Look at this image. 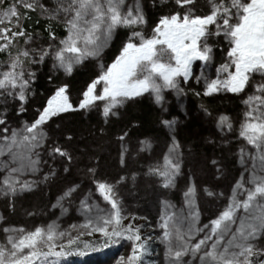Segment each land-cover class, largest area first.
Instances as JSON below:
<instances>
[{
	"label": "snow or ice",
	"instance_id": "1",
	"mask_svg": "<svg viewBox=\"0 0 264 264\" xmlns=\"http://www.w3.org/2000/svg\"><path fill=\"white\" fill-rule=\"evenodd\" d=\"M173 3L174 7L159 17L149 35L141 0L132 3L52 0L51 6L46 0H0V54L6 55L0 61L3 64L0 100L4 105L0 110V196L8 198L14 209L18 197L57 176V170L50 167L42 178H33L47 164L43 159L45 150L53 161L59 158L63 162L65 173L70 171L74 162L72 153L59 143H48L47 125L61 114L90 111L101 102L107 123L110 117L120 114L119 108L135 103L145 93L166 113L165 90L177 96L185 95L181 82L187 85L193 78L197 84L203 82L202 91L188 89L197 97L221 92L243 94L252 86L253 92L242 101L245 110L238 132L246 142L238 149L237 161L244 171L232 185L227 202L207 223H201L199 193L203 191L209 197H223L224 193H215L207 186L199 188L190 168L180 206L160 197L161 215L157 220L160 235L155 238L164 244L166 264H264V0H207L206 12L199 7V0H173ZM30 13H38L48 21L46 44H38V31L24 27L31 19ZM53 22L63 24L66 30L63 38L57 37ZM36 23L39 24V19ZM119 29H127L128 35L118 53L106 64L103 53ZM221 38L228 45L224 62L216 66L215 76L209 77L206 70L215 61ZM21 39L23 46L18 45ZM48 58L52 60L53 70L62 71L66 77L89 60L96 62L98 72L83 89L78 104L70 97V85L61 82L32 121L11 125L9 99L19 104L17 115L25 112L31 82L36 78L29 69ZM194 62H200L198 75ZM256 74L261 80L253 84ZM52 79L50 75L49 82ZM199 107L211 115L204 103ZM159 123L168 129L165 148L143 174L154 178L161 190L168 191L175 189L177 180L185 175V152L175 134L177 118H161ZM216 127L230 132L234 125L229 116L221 113L216 118ZM128 135L125 130L116 136L122 169L127 167ZM67 139H72L71 134ZM138 144L140 152L153 150V141L148 137L140 139ZM94 159L97 158L89 157L90 162ZM210 163L217 173L221 172L217 160ZM85 172L92 177L95 192L106 206L101 207L86 193L77 208L83 216L79 225H70L66 230H61L56 222L33 230L5 226L0 264H61L62 258L69 255L83 256L125 240L130 242V252L121 256L117 264H146L152 237L143 234L144 224L135 223L136 213L127 211L119 192V186L130 180L135 186L140 174L125 173L110 182L96 178V166H86ZM79 187L72 183L63 189L52 208L59 207L62 213H67L64 202L70 203ZM140 219L147 221V217ZM85 236L92 239H83Z\"/></svg>",
	"mask_w": 264,
	"mask_h": 264
},
{
	"label": "trees",
	"instance_id": "2",
	"mask_svg": "<svg viewBox=\"0 0 264 264\" xmlns=\"http://www.w3.org/2000/svg\"><path fill=\"white\" fill-rule=\"evenodd\" d=\"M199 1L201 3L204 1L207 2V0ZM8 2H11V0H8ZM144 3V11L148 18L147 26L149 27H153L161 15L168 13L169 7H171V9L174 7L173 0H145ZM30 16L31 19L25 22L24 27L29 31H38L40 33L38 44H46L49 39L48 32L45 30L48 21L40 17L38 13H30ZM37 19H39V24L36 23ZM53 28L58 38H63L66 35V30L61 23L53 22ZM124 35H128L127 29L118 33L115 43H112L109 46L106 59H108V56L110 55L115 56V51L119 45V37ZM18 45L23 46L22 39L18 40ZM5 58V54H0V61H3ZM2 65L3 64L0 63V68H2ZM51 67L52 61H49L48 59L44 63H37L31 66L29 70L35 72L36 78L31 82V94L25 105L26 110L17 115L16 109L19 107V104L9 99L7 103L9 118L15 121H19L20 119L23 121H32L38 115L37 110L43 107L47 98L55 90L57 84L66 82L70 85V91L75 92V90L78 91L83 86L87 85L93 74L92 68L81 67L77 68L71 76L66 77L61 71H52ZM50 75L53 77L51 82L48 80ZM184 86L186 89L185 95H165L164 107L168 110L166 113H162L161 108L157 106L152 99L142 96L137 98L135 103H128L119 108L118 111L120 114L118 116L110 117L107 123H105L103 115L101 114L103 118L100 116V111L97 110L75 111L70 114H61L59 118H55L54 121H57L61 127L59 129H54L53 135L61 140L58 142L59 144L63 145L72 153L74 157L72 169L65 173L64 171H61V168H63L62 166L57 167L59 171L56 169L58 176L56 179H52L53 181L50 180V182L48 181L46 184H41L36 190L18 197L14 201V209L10 206L12 202L4 197L0 204V213L3 217V219L0 220V225H5V216V218H10L22 223L32 222L48 215H51L50 219L57 222L64 219V213H62L61 216H58L60 215V208L59 210L58 208H52V204L56 202V198L61 195L56 194L60 185L62 186L65 184L68 187L72 183L78 184L80 187L74 195L80 194L85 196V193H87L90 194L92 200H94L93 197L96 193L95 186L92 182V177L85 172L86 166L97 167L96 178L103 177L102 179L114 181L119 175L125 173L130 174L133 171L139 173L140 175L137 179L140 178V176H143V173L146 171L147 165L154 162L158 156H161L165 148V141L168 138L166 131L168 132V130L159 123L161 118L169 120L173 117L177 118L175 134L184 146L185 154L186 151L184 144H186L187 148H193L195 155L190 160L196 166L200 165V161L206 162L209 159H218L220 161L229 173L227 179L222 181L226 186L236 173L235 160H237V157H235V154L240 146L233 144L236 139L234 130H236L237 127L239 128L237 119L241 114L242 101L244 100L243 96L242 94L224 93L222 96L213 95L211 97H197L192 91H188V89H195L196 91H202V89L194 88L191 83ZM175 97L177 98L175 99ZM177 101L182 102L180 104L181 108L176 103ZM0 102L2 104L0 105V110H2L4 107L3 101L0 100ZM201 103H204L208 107L211 115H206L200 109L199 106ZM221 113L234 118H232L234 125L233 130L230 132L226 130L223 133V135L226 136L224 139L230 142V146H219L214 144V141L210 142L211 138L213 140L216 139V131L220 130L216 127V118ZM185 115L187 120L185 122L182 121V125L178 128L179 121L182 116ZM204 115L206 116L205 119ZM52 123L53 122L50 124ZM101 128L104 129L103 133L100 132ZM125 130L129 133L125 140V144H127L129 148V154L127 158V167L122 169L118 160L119 141L116 140V136ZM69 134L72 136L71 140L67 139ZM145 137H148L153 141V150L151 152L138 151V141ZM156 141L159 142L158 145H156ZM154 148H156V151H154ZM132 150H135L133 157L130 154ZM91 156H95L97 159L90 162L89 157ZM43 159H47V162L49 161L48 157H44V155ZM58 161H60L61 164L63 163L60 159ZM58 166H60L59 163ZM49 168V164H45L39 176L33 178H42L44 172L49 171ZM207 168V170L210 171L204 173L205 175L203 178H206L205 176L207 174V176H210L208 178L211 180L212 168L211 166H207ZM201 170L204 169L199 167V171ZM149 178L155 184V179L151 177ZM142 183H144V185L141 184L140 190L138 191L144 195L147 191L145 188L146 182ZM120 188L122 192L126 191V194L127 191H129L128 183L120 185L119 189ZM152 190L153 193L151 194V197L154 200L155 198H153V194L156 193V187L153 184ZM79 201L80 200H72L71 202L76 204ZM146 201L147 197L143 200V207L145 206ZM64 207L68 208V213L76 214V211H74L75 206L68 201L64 202ZM40 211L44 212L45 215L40 216ZM29 213H31V215H29ZM103 251L104 249L93 252L96 253ZM92 256L96 255L93 254ZM80 257L81 255L76 254L68 256V258L74 260L75 264H78V262L81 261Z\"/></svg>",
	"mask_w": 264,
	"mask_h": 264
},
{
	"label": "rangeland",
	"instance_id": "3",
	"mask_svg": "<svg viewBox=\"0 0 264 264\" xmlns=\"http://www.w3.org/2000/svg\"><path fill=\"white\" fill-rule=\"evenodd\" d=\"M144 1L145 0H141V4H142L143 8L145 6ZM46 2L49 3V5L51 6L52 0H46ZM132 2H133V0H127V3H132ZM199 7L201 9H203L205 12L208 10L207 2H205V1L202 3L199 1ZM170 10H171V7H169V11ZM61 25L63 26L62 23H61ZM151 29H152V27H149V26H147L145 29L149 35L151 34ZM122 30H124V29H119L117 31L115 38H114L112 43H115L116 36L118 35V33L122 32ZM126 37H127V35L119 37L120 38L119 39V45L117 46L118 48L115 51V55L118 53V49L121 46L122 41L125 40ZM227 46H228L227 42L224 41L223 38H221L220 43L216 47L217 50L215 51V61H214L213 65L210 66L206 70L209 77H214L215 73H216V66L224 62V55H225ZM108 49H109V47L106 48L104 53H103V60L106 64L110 63L111 60L114 58V55L113 56L110 55V56H108V59H106ZM222 49L224 51H222ZM48 60L52 61L51 58H48ZM81 67H90L93 69V74H92L90 80L92 78H94L98 72L95 61H91V60L86 61L82 66H79L77 68H81ZM2 68H3V65H2ZM194 70H195V73L197 75L200 73V62H194ZM52 71H54L53 68H52ZM90 80H89V82H90ZM260 80H261V76L259 74H256L255 79L253 80V84H255L256 82H258ZM190 83L193 84L194 88L196 87L198 89H202V87H203V82L201 81L200 84H197L195 78H193ZM184 85L185 84H183V82H181V86L185 87ZM85 87H86V85L83 86L78 91L75 90V92L74 91L69 92L70 97H71L74 104H78V97L80 96V94L82 93V91ZM253 90H254L253 87L249 86L248 89L242 94L243 99H245V97H247L250 93H252ZM224 93H226V92H221V93H217L214 95L215 96H222V95H224ZM167 94L176 95L171 90H165L164 95H167ZM143 96L149 97L150 99H152L151 95L148 93H145ZM176 98L177 97H175V99ZM176 103L178 104V106H180V104L182 102L177 101ZM45 104H46V102H45ZM0 105H2L1 102H0ZM102 108H103V104L101 102H98V107H96L92 110L100 111L99 114L101 116ZM180 108H181V106H180ZM244 110H245V105L242 103L241 114L239 115V118L237 119L238 126L240 125V121L242 119V115H243ZM78 111L80 112L82 110H78ZM182 115H183V113H182ZM205 118H206V116L204 115V119ZM54 119L55 118H53L47 125V131L49 132V136H50L48 143L50 145L54 142L58 143L61 141L58 137H56V136L54 137V135H53V130L59 129L61 127V125L57 121H54ZM186 120H187L186 115L182 116L181 120L179 121L178 128H180V125H182V123L185 122ZM20 121H23V120L20 119L19 121H15V120L9 118V123L13 126H17ZM51 122H53V123L50 124ZM54 122H55V124H54ZM218 131H216V139L213 140L211 138L210 142L214 141L213 143L217 144L219 146H226V145L230 146L229 145L230 142L227 141L226 139H224L226 136H224L223 133L226 130H224V131L218 130ZM238 132H239V128L237 127V129L234 130V134H235L236 139H235L233 144H235L236 146L239 145L241 147L242 145H245L246 142L242 138L239 137ZM166 134H168L167 131H166ZM158 143L159 142L156 141V145H158ZM184 145H185V151H186V154H185V161L186 162L184 164L185 175L181 176L177 180V186L175 189L163 191L157 186V182H155V184H154L153 181L149 177L145 176L144 174H143V176H140V178L136 179L135 186H133L131 180L128 182L129 191H127V194H126V191L122 192L121 188L119 189L120 195L123 199V203H124V206L126 207L127 211L136 213L137 219H136L135 223L136 224H144V228L142 229L143 234L146 237H152V241H151V245H150V251L145 256L146 264H166L165 258H164V244L160 240L155 238V237L160 235V229H159V227H157V220L159 219V217L161 215V205L159 203V200H160L161 196H164L166 199L174 202L177 206H180V204L182 203V192H183L185 185H186V175H187L190 168L192 169V171L195 174V180H196V183L199 186V188L202 189L204 186H207L210 190H212L215 193H220V192L224 193L223 197H219L218 195L213 196V197H209L203 191H201L199 193V205H200V209L202 212L201 223H207L208 220L213 217V215L216 213V211L218 209L223 208V206L227 202V197L231 194L232 185L235 183V181L237 179L240 178L241 172L244 171V168L237 162L238 161V151H237V153L235 154V157H237L236 158L237 160H235L236 173L233 175L230 182L225 186L222 181L227 179L229 173H228L227 169H225V167L220 163V161L218 159H215L219 162L220 167L222 169L220 173H217L216 168L211 165L210 162L212 161V159L211 160L209 159L206 162L200 161L201 162L200 165L196 166L190 160L195 155L193 148H187L186 144H184ZM190 147H192V146H190ZM154 151H156V148H154ZM134 153H135V150H132V152L130 153L132 157L134 156ZM45 156H47L46 150H45L44 157ZM159 158H160V156L157 157V159H159ZM48 159H49V161L47 162V164H49L50 167H54L55 169H57V167H61V166L63 167V163L61 164V162L58 161L59 158H57L55 161H53L49 157H48ZM45 161H47V159ZM58 163L60 164V166H58ZM207 166H211V168H212V173H211L212 179L211 180L208 178L210 176H207V174L205 176L206 178H203L205 175L204 173H208L210 171V170L209 171L207 170L208 169ZM72 167H73V165H71L70 169H72ZM199 167H202L204 170L199 171ZM61 171H63V168H61ZM0 173H2V170H0ZM57 177L58 176L53 178V180L56 179ZM97 178L102 179L103 177H97ZM144 178H146L147 180ZM204 179H206V180H204ZM50 180H52V179H50ZM50 180H49V182H50ZM108 181L111 182V180H108ZM141 181L146 182L145 188L147 191L144 195L141 194L140 191H138V190H140V185L141 184L144 185V183H142ZM152 184L156 187V190H155L156 193L153 194L154 195L153 198H155L154 200L151 197V194L153 193L152 192L153 191L152 190ZM66 187L67 186L65 184L62 186L60 185L56 194H61L63 189H65ZM145 195H147V196H145ZM145 197H147V201L145 202V206L143 207L142 203H143V200H145ZM3 198H4L3 196H0V204H1V200ZM82 198H84V196H82L80 194L79 195L75 194V195H73L71 201L72 200L73 201L74 200H81ZM93 199L101 207L106 206V202L103 201V198L99 195V193H95V196L93 197ZM70 203L75 206L74 211H76V214H74V213L70 214L68 212L64 213V219L58 221L59 223L57 221L50 219L51 215H48L44 218H41V219H38V220H35L32 222L22 223V222H17L15 220H12L10 218H5L6 216L4 213L5 225H2V226L0 225V243L4 242V240H5V234L3 232V228L5 226H16V227L23 226L27 230H33L36 226H46L50 222H56L60 225L61 230H66L69 228L70 225L81 224L83 222V216L80 212L77 211V208L79 206V202H77L76 204H74L72 202H70ZM57 208L59 210V207H57ZM0 210H1V206H0ZM59 214L60 215H58V216H61V214H62L61 209L59 210ZM39 215L41 216V215H45V214H44V212L40 211ZM0 216H1V213H0ZM140 217H147V221L141 220ZM127 222H128V220L125 219L124 223H127ZM149 225H151V227H149ZM95 236H96V238H98L99 234H95ZM83 239H92V238L85 236V237H83ZM130 248H131L130 242L125 240V241H122L118 245L111 246L108 248H104L103 252H96V253L95 252H89L88 254L81 256L80 257L81 261L78 262V264H117V261L120 259L121 256H127V254L130 252ZM93 254H95L96 256H92ZM86 257H88V258H86ZM61 264H75V262L73 259L68 258V256H67V257L62 258Z\"/></svg>",
	"mask_w": 264,
	"mask_h": 264
}]
</instances>
